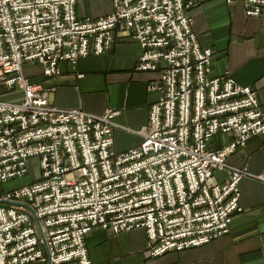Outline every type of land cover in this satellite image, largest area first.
I'll return each mask as SVG.
<instances>
[{"label":"built area","instance_id":"built-area-1","mask_svg":"<svg viewBox=\"0 0 264 264\" xmlns=\"http://www.w3.org/2000/svg\"><path fill=\"white\" fill-rule=\"evenodd\" d=\"M241 4L264 25V0ZM76 0H0V264H91L84 245L95 229L117 236L144 230L150 258L198 248L226 236L239 205V183L264 182L226 164L264 136L256 92L225 74L209 78L214 52L200 47L193 0H111L109 15L78 18ZM116 33L140 49L136 71L155 73L158 95L140 144L113 149L108 109L94 116L49 104L50 90L30 82L24 63L57 78L61 62L102 55ZM78 78H81L79 75ZM217 135L231 137L211 150ZM37 160V177L4 191ZM227 177L215 182V173Z\"/></svg>","mask_w":264,"mask_h":264},{"label":"crops","instance_id":"crops-1","mask_svg":"<svg viewBox=\"0 0 264 264\" xmlns=\"http://www.w3.org/2000/svg\"><path fill=\"white\" fill-rule=\"evenodd\" d=\"M189 11L192 31L203 49H211L214 59L209 78L229 74L243 87L256 92L264 114V25L259 18H247L241 4L225 0H193ZM112 11L111 0H76L78 18H99ZM138 44L116 33L110 49L95 56L90 42L89 55L74 67L58 65L57 78L40 76L30 82L50 90L49 104L57 109H80L101 116L108 109L120 114L112 119V149L116 154L137 147L136 134L148 121V109L158 95L147 90L155 73L135 69ZM81 78H78V76ZM217 135L210 149L217 151L231 141ZM228 166L245 168L253 177L264 171V136L252 138L243 149L226 159ZM226 171L215 173L221 183ZM239 205L243 212L233 217L229 233L211 243L182 252L150 258L144 251V230L117 236L110 231L93 230L84 240L91 264H264V182L245 178L239 183Z\"/></svg>","mask_w":264,"mask_h":264},{"label":"rangeland","instance_id":"rangeland-1","mask_svg":"<svg viewBox=\"0 0 264 264\" xmlns=\"http://www.w3.org/2000/svg\"><path fill=\"white\" fill-rule=\"evenodd\" d=\"M22 71L25 77L29 78L31 81L38 80L42 75V69L38 65H33L31 63H24L22 65ZM0 88V93H1ZM10 100L9 95H0V99ZM37 160H33L28 166V173L24 177L15 178L12 181L7 182L3 186L4 191H9L14 188H19L30 184L38 175L37 167H36Z\"/></svg>","mask_w":264,"mask_h":264}]
</instances>
